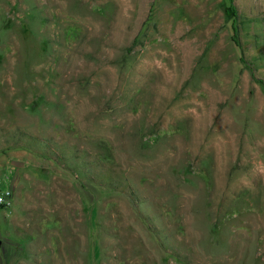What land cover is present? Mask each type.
<instances>
[{
  "label": "rangeland",
  "instance_id": "374dc122",
  "mask_svg": "<svg viewBox=\"0 0 264 264\" xmlns=\"http://www.w3.org/2000/svg\"><path fill=\"white\" fill-rule=\"evenodd\" d=\"M5 190L0 264H264V0H0Z\"/></svg>",
  "mask_w": 264,
  "mask_h": 264
},
{
  "label": "built area",
  "instance_id": "2783aa9c",
  "mask_svg": "<svg viewBox=\"0 0 264 264\" xmlns=\"http://www.w3.org/2000/svg\"><path fill=\"white\" fill-rule=\"evenodd\" d=\"M9 191L5 190L3 192L0 193V205H6L9 203Z\"/></svg>",
  "mask_w": 264,
  "mask_h": 264
},
{
  "label": "trees",
  "instance_id": "16d2710c",
  "mask_svg": "<svg viewBox=\"0 0 264 264\" xmlns=\"http://www.w3.org/2000/svg\"><path fill=\"white\" fill-rule=\"evenodd\" d=\"M233 16H235V15L233 14ZM233 23H234V22H233ZM233 29H236L235 26H234V24H233Z\"/></svg>",
  "mask_w": 264,
  "mask_h": 264
}]
</instances>
